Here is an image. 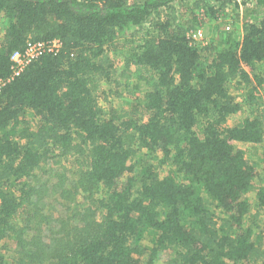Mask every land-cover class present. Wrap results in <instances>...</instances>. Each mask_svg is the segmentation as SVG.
Instances as JSON below:
<instances>
[{"label": "trees", "instance_id": "1", "mask_svg": "<svg viewBox=\"0 0 264 264\" xmlns=\"http://www.w3.org/2000/svg\"><path fill=\"white\" fill-rule=\"evenodd\" d=\"M211 1L0 0V264H264V187L246 157L264 144V0H228L241 36L199 48L187 30L200 10L217 18ZM54 39L58 54L8 81L12 53ZM117 76L146 90L105 110ZM244 106L255 115L229 124Z\"/></svg>", "mask_w": 264, "mask_h": 264}, {"label": "rangeland", "instance_id": "2", "mask_svg": "<svg viewBox=\"0 0 264 264\" xmlns=\"http://www.w3.org/2000/svg\"><path fill=\"white\" fill-rule=\"evenodd\" d=\"M224 6L219 7L216 1H211V5H213L215 8L218 9V16L217 18L213 19L210 16L203 15V11L200 10L201 12L199 13L198 20H200L197 24L193 26V29L187 30V34L191 38V41L197 45V47L202 48L203 46H208L211 48L217 47L222 45L221 38L223 35V29L233 31L232 32V37L233 38H239L241 36V27H242V21L241 19L234 21V16H241L242 15V8L243 6L240 5L239 8H237L234 3L231 1H226L223 3ZM178 12H179V7H178ZM221 10V11H220ZM223 10V11H222ZM198 10L194 12V14L197 15ZM185 17L188 18V16L184 13ZM191 22V17L188 18V23L190 25ZM194 24V23H192ZM147 27V26H146ZM2 29L3 26L0 24V39L2 37ZM135 30H129L126 32V35L128 37L129 42H134L136 44L139 43L140 40H142L146 36V28L141 29L140 31H135V35L132 36L131 34L134 33ZM126 39L124 37H119L117 39V43L126 42ZM110 56L113 59L115 66L117 70H119V73L124 72V65H123V56L114 51H110ZM127 83V84H126ZM129 85V86H126ZM132 87H135L133 90ZM102 90L104 93L107 95V99L104 100V98H101L102 104L104 109L106 110L108 107H112L114 109L124 111L128 110L132 103L134 104L136 99H139L142 95V93L145 92L146 88L144 85L139 84L133 80L125 81L123 78H119L118 76L114 78V81L109 84H105L102 86ZM230 94L232 97H234V100L237 103L245 105L244 96H243V91H237V90H229ZM105 97V96H104ZM264 100H261L260 102H263ZM256 106H244V108L240 111V113H237L235 115H232L228 123L229 124H234L236 122L242 121L245 118H251L255 115L256 113ZM252 112V113H251ZM264 112V110H263ZM27 118L30 119L31 125L35 126L37 123L36 120L32 119L33 117L30 115H27ZM247 146L243 144H236V148L239 149H245ZM263 148L264 144L258 145L256 147V151L254 154H247V159L252 162L258 171V177H257V182L255 186H261L264 187V159H263ZM158 156H152L151 159L149 157L150 162L153 165L158 164ZM148 160L147 155H145V152H139L138 155L134 158V172L133 174H139V170H141V161L142 159ZM171 169L170 165H163V167L159 166V173L161 175H166L168 171ZM247 199L249 200V204L251 205V213H254L255 211V192L250 193L247 196ZM153 234L152 233H145L140 241V247H144V250L142 251L143 255L140 257L143 259V261H147L149 252L148 249L151 246V242L153 239ZM7 246V245H6ZM172 256L168 254V252H161L158 254V256L155 258V261L153 264H167V262L170 260Z\"/></svg>", "mask_w": 264, "mask_h": 264}, {"label": "built area", "instance_id": "3", "mask_svg": "<svg viewBox=\"0 0 264 264\" xmlns=\"http://www.w3.org/2000/svg\"><path fill=\"white\" fill-rule=\"evenodd\" d=\"M240 3V1H238ZM61 42L57 39L44 42H26L22 52H14L10 56L11 75L9 80L17 77L28 65L44 55H56L61 49ZM5 82L0 80V92Z\"/></svg>", "mask_w": 264, "mask_h": 264}]
</instances>
